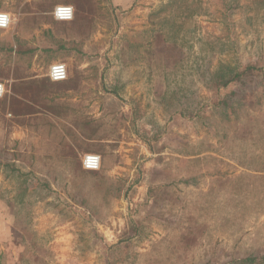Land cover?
Listing matches in <instances>:
<instances>
[{
  "label": "rangeland",
  "instance_id": "374dc122",
  "mask_svg": "<svg viewBox=\"0 0 264 264\" xmlns=\"http://www.w3.org/2000/svg\"><path fill=\"white\" fill-rule=\"evenodd\" d=\"M59 5L72 21L54 19ZM0 12L12 17L0 264L264 255V0H0ZM57 63L68 78L54 83Z\"/></svg>",
  "mask_w": 264,
  "mask_h": 264
},
{
  "label": "built area",
  "instance_id": "2783aa9c",
  "mask_svg": "<svg viewBox=\"0 0 264 264\" xmlns=\"http://www.w3.org/2000/svg\"><path fill=\"white\" fill-rule=\"evenodd\" d=\"M69 7H71L73 9L71 12L72 19H70V20H67V19L58 20V19H56V13L57 12H60L61 14L66 15ZM0 13H6V12H0ZM6 14H8V13H6ZM8 16L10 17V22L7 24L6 27H0V29H8L11 26L12 17L10 14H8ZM53 16H54V19L58 22H69V21H72L74 19L75 10L72 6H69V5H59L54 9ZM0 23H2V21H0ZM49 78L52 82H55V83L63 82L65 80H67L68 70H67L66 65L60 64V63L54 64L50 68ZM5 94H6L5 85L2 82H0V99L3 98L5 96ZM83 166L88 171L98 170L101 166V157L98 155H94V154L87 155L84 158Z\"/></svg>",
  "mask_w": 264,
  "mask_h": 264
},
{
  "label": "trees",
  "instance_id": "16d2710c",
  "mask_svg": "<svg viewBox=\"0 0 264 264\" xmlns=\"http://www.w3.org/2000/svg\"><path fill=\"white\" fill-rule=\"evenodd\" d=\"M227 75H223L221 76V80L219 81L218 85L221 87V85L223 86H227L228 84H231L233 81H237V79L240 77L239 75H230L229 77H226ZM238 263L240 264H264V255L262 256H250L247 257L245 259H240L238 260ZM226 264H230V262L226 263Z\"/></svg>",
  "mask_w": 264,
  "mask_h": 264
},
{
  "label": "clouds",
  "instance_id": "9594fccd",
  "mask_svg": "<svg viewBox=\"0 0 264 264\" xmlns=\"http://www.w3.org/2000/svg\"><path fill=\"white\" fill-rule=\"evenodd\" d=\"M72 10L73 9L71 7H69L66 15L61 14L60 12H57L56 13V19H58V20H62V19L70 20V19H72V15H71ZM0 21H2V23H0V27H6L7 24L10 22V17L6 13H0Z\"/></svg>",
  "mask_w": 264,
  "mask_h": 264
},
{
  "label": "crops",
  "instance_id": "0c3cea01",
  "mask_svg": "<svg viewBox=\"0 0 264 264\" xmlns=\"http://www.w3.org/2000/svg\"><path fill=\"white\" fill-rule=\"evenodd\" d=\"M55 83V82H54ZM9 227H11V226H9L8 224H4L3 225V229L5 228V229H8ZM12 228V227H11Z\"/></svg>",
  "mask_w": 264,
  "mask_h": 264
}]
</instances>
